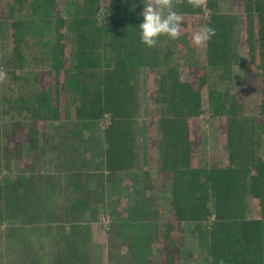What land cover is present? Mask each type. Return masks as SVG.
Instances as JSON below:
<instances>
[{
	"label": "trees",
	"instance_id": "obj_1",
	"mask_svg": "<svg viewBox=\"0 0 264 264\" xmlns=\"http://www.w3.org/2000/svg\"><path fill=\"white\" fill-rule=\"evenodd\" d=\"M57 3L0 0L10 16L11 45L10 55L0 58L1 67L18 78L26 61L23 44L30 34L47 66L38 88L6 99L4 114L11 119L57 122L63 117V93L67 91L75 120L107 118L101 130L102 156L106 177L111 179L138 165L139 74L143 69L150 76L158 73L156 88H150L157 108V181L155 185L148 181L147 187L169 193L173 218L158 222L154 232L157 252L150 256V264H180L176 233L184 223L191 224L203 250V264H216L221 258L224 264H264V156L258 153L264 122L245 111L241 93L209 82L212 75L219 81L231 80L233 66L240 60V19L219 11L217 0H206L200 8L176 5L179 14L201 15L208 10L204 25L216 30L205 46V65L199 68L195 86L181 78L180 69L194 62L196 46L191 35L196 23L184 20L178 39L159 37L154 47H148L139 39L143 0H74L68 20L58 13ZM25 7L27 18L22 16ZM241 12L245 62L261 94L256 112L264 115V0H241ZM67 30L72 40L69 63ZM203 90L210 114L223 121V165L196 164L193 127L204 111ZM17 128L20 133L21 127ZM12 134L7 135L1 151L7 172L11 157L19 159L11 154L17 153L22 142L21 136ZM250 199L255 217L247 214ZM4 214L0 207V217Z\"/></svg>",
	"mask_w": 264,
	"mask_h": 264
},
{
	"label": "rangeland",
	"instance_id": "obj_2",
	"mask_svg": "<svg viewBox=\"0 0 264 264\" xmlns=\"http://www.w3.org/2000/svg\"><path fill=\"white\" fill-rule=\"evenodd\" d=\"M219 11L235 14L240 19L237 48L240 60L233 66L231 80H217L212 86L241 93L245 111L258 115L260 88L245 62L242 44L243 14L241 0H217ZM74 0H58V13L68 20ZM145 3V0H143ZM0 58L10 55V16L1 5ZM144 7V4H143ZM25 7L23 17H28ZM184 20L204 25L208 10L201 15L181 14ZM14 16H18L15 14ZM23 44L26 61L14 79L0 83V264H150L157 252L158 222L173 218L169 193L150 190L148 181H157L155 148L156 105L150 88H156L158 73L150 76L147 69L139 74L137 114V167L121 171L113 178L103 169L101 130L107 118L78 121L72 114L67 91L63 93V117L57 122L40 123L28 118L11 119L4 114L6 99L28 94L39 87V78L47 69L42 50L30 34ZM71 34L66 31L67 62L70 61ZM205 46L196 47L192 64H183V80L197 85L200 66L205 65ZM255 81V82H254ZM206 90L202 91L204 111L194 121L196 164L223 165L225 152L220 137L222 118L212 116L207 108ZM13 120V121H12ZM18 127H21L19 133ZM20 137L19 159L11 157L10 171L3 168L2 146L7 135ZM27 136L35 138L28 142ZM258 153L264 156V132L259 139ZM15 158V159H14ZM160 209V210H157ZM157 214L155 215V211ZM247 214L255 217L253 201ZM181 246L180 264H203V250L184 223L176 233Z\"/></svg>",
	"mask_w": 264,
	"mask_h": 264
},
{
	"label": "clouds",
	"instance_id": "obj_3",
	"mask_svg": "<svg viewBox=\"0 0 264 264\" xmlns=\"http://www.w3.org/2000/svg\"><path fill=\"white\" fill-rule=\"evenodd\" d=\"M182 3L192 8H200L204 6L206 0H145L140 13L143 22L138 26L140 42L148 47H154L159 37L178 39L184 18L176 11V5ZM215 35V28L205 24L192 33L191 41L196 47H203ZM6 79V72L0 70V83ZM216 264H224L223 259L217 260Z\"/></svg>",
	"mask_w": 264,
	"mask_h": 264
}]
</instances>
